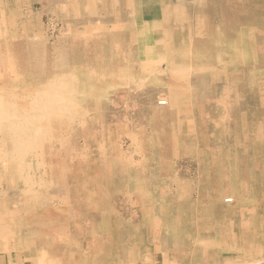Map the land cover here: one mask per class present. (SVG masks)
Returning a JSON list of instances; mask_svg holds the SVG:
<instances>
[{"label": "rangeland", "instance_id": "374dc122", "mask_svg": "<svg viewBox=\"0 0 264 264\" xmlns=\"http://www.w3.org/2000/svg\"><path fill=\"white\" fill-rule=\"evenodd\" d=\"M263 31L264 0H0L3 111L61 95L19 153L0 115V231L36 229L0 257L264 264Z\"/></svg>", "mask_w": 264, "mask_h": 264}, {"label": "bare ground", "instance_id": "6f19581e", "mask_svg": "<svg viewBox=\"0 0 264 264\" xmlns=\"http://www.w3.org/2000/svg\"><path fill=\"white\" fill-rule=\"evenodd\" d=\"M110 0H108V2H109ZM203 1V0H202ZM80 2V1H79ZM102 2H103V0H102ZM100 4V3H99ZM103 4V3H102ZM80 7V6H79ZM110 8H111V6H110ZM164 8V7H163ZM107 9H109V8H107ZM101 10V9H100ZM105 12V11H104ZM193 12V11H192ZM215 12V11H214ZM219 12V11H218ZM75 14V13H74ZM215 14V13H214ZM77 15V14H76ZM80 15V14H79ZM191 15V14H190ZM218 15V14H217ZM78 16V15H77ZM192 16V15H191ZM102 17V16H101ZM109 17V16H108ZM214 17H215V15H214ZM116 18V17H115ZM183 19V18H182ZM82 20V19H81ZM100 20V19H99ZM121 20V19H120ZM215 20V19H214ZM78 21V20H77ZM76 21V22H77ZM83 21V20H82ZM97 21V20H96ZM147 21H149V20H147ZM146 21V22H147ZM179 21V20H178ZM102 22V21H101ZM117 22V21H116ZM162 22V21H161ZM214 22V21H213ZM100 23V22H99ZM103 23H105V22H103ZM151 23V22H150ZM175 23V22H174ZM107 24V23H106ZM123 24V23H122ZM149 24V23H148ZM87 25V24H86ZM175 25V24H174ZM193 25V24H192ZM208 25V24H207ZM217 25V24H216ZM219 26V25H218ZM255 26V25H254ZM253 26V27H254ZM100 27V26H99ZM117 27V26H116ZM237 28V27H236ZM257 28V27H256ZM87 29V31L88 32H91L90 31V29H93L92 28V25H89V27L88 28H86ZM212 30H213V28H211ZM258 29V28H257ZM142 33L140 32V34H142V36L144 35V33H145V36L147 35L148 37L150 36V30H151V25L149 26V25H145V26H143L142 27ZM156 30V29H155ZM254 30V29H253ZM259 30V29H258ZM180 31V30H179ZM72 32V31H71ZM120 32V31H119ZM249 32H250V30H249ZM257 32V31H256ZM264 32V31H263ZM87 33V32H86ZM252 33V32H251ZM260 33V32H259ZM211 34V33H210ZM116 35V34H115ZM119 35V34H118ZM213 35V34H212ZM256 35V34H255ZM112 36H113V34H112ZM120 36V35H119ZM206 36V35H205ZM210 36V35H209ZM262 36H264V35H262ZM193 37V36H192ZM208 37V36H207ZM76 38V37H75ZM89 38V37H88ZM211 38V37H210ZM251 38H252V36H251ZM133 40L134 42L133 43H135V42H137V46L136 47H140V40H141V38L140 39H135L134 37H133V35L130 37V40ZM143 39V41L144 40H146V38H142ZM148 39V38H147ZM207 39V38H206ZM253 39V38H252ZM241 40V39H240ZM248 40H249V38H248ZM254 40V39H253ZM256 40V39H255ZM254 40V41H255ZM257 41V40H256ZM192 42V41H191ZM210 42V41H209ZM253 42V41H252ZM99 44L98 46H100V47H103V44L102 43H99V42H95L94 44H93V46H94V48L95 47H97V45L95 46V44ZM159 43H158V41H157V43H156V45L155 46H157ZM147 45H149V42H148V44ZM160 45V44H159ZM154 46V45H153ZM194 46H196V45H194ZM201 46V45H200ZM259 46V45H258ZM213 47V46H212ZM211 47V48H212ZM241 47V46H240ZM175 48V47H174ZM192 48V50L194 49L193 47H191ZM197 48V47H196ZM202 48H204V47H202ZM254 48V47H253ZM176 49H178V48H176ZM178 50H180V49H178ZM199 50V49H198ZM201 50V49H200ZM206 50V49H205ZM210 50V49H209ZM214 50V49H213ZM253 50V49H252ZM185 51V50H184ZM191 51V50H190ZM141 52V51H140ZM259 52V51H258ZM181 53V52H180ZM212 53V52H211ZM193 54V53H192ZM214 54V53H213ZM256 55H258L259 56V54H256ZM261 55V54H260ZM194 56V55H193ZM192 56V57H193ZM207 56V55H206ZM205 56V57H206ZM255 56V55H254ZM182 57V56H181ZM252 57H253V55H252ZM184 58V57H183ZM185 59V58H184ZM187 59V58H186ZM253 59H255V58H253ZM138 60H141V57H139V59ZM194 60V59H193ZM201 60V59H200ZM203 60V59H202ZM205 60V59H204ZM164 61V60H163ZM191 61V60H190ZM235 61V60H234ZM167 62V61H166ZM165 62V63H166ZM194 62H195V60H194ZM193 62V63H194ZM198 62V61H197ZM201 62V61H200ZM3 63H5V62H3ZM109 63V62H108ZM181 63V62H180ZM205 63V62H204ZM207 63V62H206ZM210 63H212V61L210 62ZM203 65V64H202ZM210 65V64H209ZM212 65V64H211ZM215 65V64H214ZM49 66V65H48ZM176 66V64L175 63H172V67H175ZM4 67V66H3ZM169 67H171V65H170V62H169ZM219 67V66H218ZM257 67H259V66H257ZM29 68V66L27 65L26 67H25V70H27ZM50 69V68H49ZM221 69H223V68H221ZM227 69V68H226ZM225 69V70H226ZM264 69V68H263ZM121 70V69H120ZM59 71V70H58ZM66 71V70H65ZM220 71V70H219ZM224 71V70H223ZM63 72H64V70H63ZM140 72L141 73H143L144 71H143V69H141L140 70ZM180 72L181 71H179V74H180ZM54 73V72H53ZM120 73V72H119ZM175 73V72H174ZM184 73H186V72H183V74ZM117 74V73H116ZM144 74V73H143ZM149 74V73H148ZM227 74V73H226ZM181 75V74H180ZM89 77V76H88ZM132 77H133V74H132ZM183 77V76H182ZM43 80V79H42ZM47 80V79H46ZM156 81H158L157 79H156ZM160 81V80H159ZM209 81V80H208ZM257 81V80H256ZM157 83V82H156ZM187 83V82H186ZM188 83H189V81H188ZM151 84V83H150ZM254 84V83H253ZM146 85V84H145ZM157 85V84H156ZM184 85H186V84H184ZM189 85V84H188ZM149 86V85H148ZM123 87H124V85H123ZM159 87V86H158ZM149 88V87H148ZM153 88V87H152ZM162 88V87H161ZM185 89H186V87H185ZM255 89V88H254ZM3 90V89H2ZM222 90V89H221ZM185 91V90H184ZM4 92V91H3ZM16 92V91H15ZM222 92V91H221ZM8 93V92H7ZM81 93V92H80ZM12 94V93H11ZM92 94V93H91ZM59 95V94H58ZM85 95V94H84ZM90 95V94H89ZM237 95V94H236ZM22 96V95H21ZM27 96V95H26ZM64 96H67V95H64ZM82 96V95H81ZM166 96V95H165ZM17 97V96H16ZM19 98H20V95H19ZM31 98V97H30ZM63 99L65 98V97H62ZM68 98V97H67ZM60 99H61V95H60V98L59 97H57L56 95L55 96H52V98H50L49 100L47 99V102H50L51 103V105H54V104H58V103H60ZM66 99V98H65ZM171 99V98H170ZM169 99V100H170ZM9 100V99H8ZM23 100V99H22ZM172 100V99H171ZM176 100V99H175ZM0 101H2V100H0ZM27 101V100H26ZM25 101V102H26ZM44 102H42V101H39V99L37 100V102H36V100L34 101V105L33 106H31L30 108H32V109H34L35 110V114H30V111H29V108H28V106H20L21 108H16L17 110H16V112L13 114L12 112V114H11V116H9V114H8V112H4L3 110L5 109V106H4V104H2V102H1V104L2 105H0V115L2 114V119H4V120H7V122H11V124H7V126H8V132L6 133L9 137H10V139H11V141L13 142V143H15V148L17 149V151H18V153H19V150L21 149V147L20 146H18V145H20L19 143H18V140L20 139V137L21 136H23V133H21V131H20V128H21V125L17 122V120H16V117L15 116H18V117H22V118H25L26 119V121L28 120V118H29V121H34V124H36V126L38 125L39 126V124H38V122L42 119L43 120V118H45V116H43L42 114L45 112V110L46 109H48L49 110V108H47V106L50 104V103H47V102H45L46 101V99L45 100H43ZM18 102V101H17ZM22 102V101H21ZM223 102V101H222ZM23 103V102H22ZM244 104H245V102H243ZM11 104V103H10ZM17 104V103H16ZM21 104V103H20ZM25 104V103H24ZM32 104V103H31ZM9 105V104H8ZM12 105H13V103H12ZM18 105H19V103H18ZM89 105V104H88ZM92 105V104H91ZM241 105V104H240ZM10 106V105H9ZM222 106V105H221ZM245 106V105H244ZM12 108V107H11ZM15 108V107H14ZM187 108V107H186ZM226 109V108H225ZM239 109V108H238ZM241 109V108H240ZM9 110V109H8ZM8 110H6V111H8ZM23 111V112H26L24 115L23 114H18V111ZM52 110V109H51ZM242 110V109H241ZM42 111H44V112H42ZM38 112H40L41 114H36V113H38ZM60 113V112H59ZM187 113V112H186ZM189 113V112H188ZM48 115H51V113H47ZM89 114V113H88ZM25 116H27V117H25ZM61 118V117H60ZM39 120V121H38ZM21 121V120H20ZM23 121V120H22ZM28 122V121H27ZM26 123V122H25ZM214 124V123H213ZM37 126V127H38ZM60 126V125H59ZM64 127V126H63ZM3 128V127H2ZM215 128H217V127H215ZM30 129V128H29ZM34 129V128H33ZM50 129V128H49ZM27 132V131H26ZM26 132H24V133H26ZM52 135V134H51ZM3 137H4V135H3ZM45 137H46V135H45ZM32 140V139H31ZM37 140H38V138H37ZM257 140V139H256ZM35 141V140H34ZM39 141V140H38ZM46 141V140H45ZM50 141V140H49ZM6 142V141H5ZM4 143V142H3ZM34 143V142H33ZM5 144V143H4ZM52 145V144H51ZM33 148V147H32ZM19 149V150H18ZM31 149V148H30ZM191 149V148H190ZM228 149V148H227ZM3 150V149H2ZM16 151V152H17ZM16 152H13V153H16ZM22 152H24L23 150H22ZM22 152H20V153H22ZM21 155V154H20ZM19 155V156H20ZM24 156H25V153H24ZM9 157V156H8ZM26 158V157H25ZM17 159H20V158H18L17 157ZM252 159V158H251ZM9 160H10V158H9ZM13 160V159H12ZM11 160V161H12ZM201 160V159H200ZM23 161V160H22ZM210 161V160H209ZM253 161V160H252ZM31 162V161H30ZM204 162V161H203ZM202 162V163H203ZM22 164V163H21ZM27 164V163H26ZM32 165V164H31ZM19 168H20V165H19ZM26 168H27V165H26ZM253 168V167H252ZM244 171V170H243ZM34 172V171H33ZM37 172V171H36ZM245 172V171H244ZM26 174H27V172H26ZM248 174V173H247ZM19 175H20V173H19ZM133 175V174H132ZM27 176V175H26ZM25 176V177H26ZM134 176V175H133ZM22 177H23V175H22ZM22 177H20V178H22ZM247 177V176H246ZM19 178V177H18ZM131 178H132V176H131ZM133 179V178H132ZM26 180H27V178H26ZM127 180V179H126ZM28 181H29V179H28ZM27 181V182H28ZM129 181H130V179H129ZM128 181V182H129ZM246 181V180H245ZM25 182V181H24ZM226 182V181H225ZM247 183V182H246ZM248 185V184H247ZM27 186H28V184H27ZM244 189V188H243ZM238 190V189H237ZM240 191V190H239ZM6 192V191H5ZM17 192V191H16ZM226 193V192H225ZM10 194V193H9ZM227 194V193H226ZM228 200V199H227ZM17 206V205H16ZM23 211V210H22ZM12 217V216H11ZM3 219H5V218H3ZM1 221H3L2 220V218L0 219V223H1ZM19 221H21V219H19ZM23 221H25V220H23ZM5 222L6 223H8V224H13V231H12V226H11V228H10V230L8 229L9 228V226L10 225H8V226H6V230H1L0 231V239H2L3 237H7V236H9L10 234H14V233H18L19 234V237H22V236H25L26 237V235L28 234V235H32V234H34L35 232H36V229L33 227V226H31L32 224H31V222H22V223H17V222H15L13 219H10L9 220V217H6V219H5ZM37 226V225H36ZM2 229V228H1ZM12 231V232H11ZM89 231V230H88ZM14 237L16 236V235H13ZM78 237V236H77ZM16 238V237H15ZM18 239H20V238H18ZM17 239V240H18ZM61 242H63V241H61ZM78 243H79V246H80V249L81 248H84L85 247V245H86V240H77L76 242H75V244L78 246ZM19 245V244H18ZM0 249H2V250H4L5 251V249H3V248H0Z\"/></svg>", "mask_w": 264, "mask_h": 264}, {"label": "crops", "instance_id": "0c3cea01", "mask_svg": "<svg viewBox=\"0 0 264 264\" xmlns=\"http://www.w3.org/2000/svg\"><path fill=\"white\" fill-rule=\"evenodd\" d=\"M158 12L162 13L163 11H158ZM156 13H157V11L155 10L154 5L151 3L149 5V7H147V6L142 7V11L139 14L143 15L142 19H143L144 23L150 26L152 24V22L155 21V19H156V18L154 19V17H151V16H153ZM147 20H149V21H147ZM156 21L159 22V19L156 20ZM71 243H72L71 245H68L69 247H67L68 243H66V248H65L66 249V253L70 257L69 258L70 261H68L67 263H63V264H75V262L73 260L74 259V255L71 254V253H68V252H69L70 248H73V246H74V248H76L77 245L74 244L73 242H71ZM63 247H64V245H63ZM30 250L33 251L32 249H30ZM27 251L28 250H26V251L24 250V254H22V257H20V258H15L14 259L13 257H11V258L7 257V259H5V256L4 257H0V264H42L43 261L45 260L44 257H41V253H37L36 252L37 255L34 256L36 253L35 254H33V253H29L28 254ZM70 251H72V250H70ZM164 258H165V256H163V258H160L158 256V257H155V258L150 259V260L148 259L146 264H171L167 260H164ZM166 258H168V257H166ZM47 264H61V263L53 262V263H47ZM118 264H123V263H118Z\"/></svg>", "mask_w": 264, "mask_h": 264}, {"label": "clouds", "instance_id": "9594fccd", "mask_svg": "<svg viewBox=\"0 0 264 264\" xmlns=\"http://www.w3.org/2000/svg\"><path fill=\"white\" fill-rule=\"evenodd\" d=\"M20 131H21V133H24V132L27 131L26 127L24 126V122H23V121H21V128H20Z\"/></svg>", "mask_w": 264, "mask_h": 264}]
</instances>
